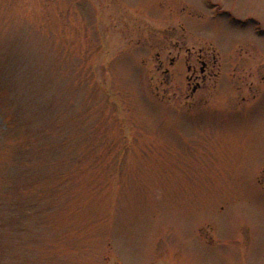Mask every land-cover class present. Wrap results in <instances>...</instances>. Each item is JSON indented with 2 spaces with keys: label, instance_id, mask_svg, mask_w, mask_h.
<instances>
[{
  "label": "rangeland",
  "instance_id": "rangeland-1",
  "mask_svg": "<svg viewBox=\"0 0 264 264\" xmlns=\"http://www.w3.org/2000/svg\"><path fill=\"white\" fill-rule=\"evenodd\" d=\"M0 264H264V0H0Z\"/></svg>",
  "mask_w": 264,
  "mask_h": 264
},
{
  "label": "flooded vegetation",
  "instance_id": "flooded-vegetation-1",
  "mask_svg": "<svg viewBox=\"0 0 264 264\" xmlns=\"http://www.w3.org/2000/svg\"><path fill=\"white\" fill-rule=\"evenodd\" d=\"M204 64V63H203ZM203 71H204V67L202 68V67H200V73H203ZM201 76H202V78H204L205 77V75L204 74H200ZM197 87H199V83H196V87L195 88H193V92H195L196 91V88Z\"/></svg>",
  "mask_w": 264,
  "mask_h": 264
}]
</instances>
